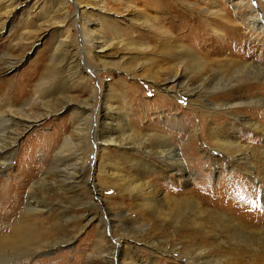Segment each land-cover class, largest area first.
<instances>
[{"label":"rangeland","instance_id":"1","mask_svg":"<svg viewBox=\"0 0 264 264\" xmlns=\"http://www.w3.org/2000/svg\"><path fill=\"white\" fill-rule=\"evenodd\" d=\"M252 9L264 17V0H0V102L14 105L12 120L0 119V146L8 152L0 169V231L18 215L33 183L50 200L61 197L69 216L85 209L69 242L34 253L8 249L0 253V264H117L112 257L118 250V261L129 254L140 264H194L192 257L202 255L205 264H264L258 237L236 246L218 219L193 223L186 213L139 210L116 181L120 173H141L161 191L194 197L224 215H244L262 228L264 136L250 123L264 125V104L226 112L205 100L216 102L222 95L214 91L223 87L235 89L221 99L264 94L263 80L231 66L234 59L264 66V31L246 25ZM83 23L92 41L80 36ZM186 50L192 56H183ZM77 71L82 74L68 90L67 77ZM177 72L179 82L172 78ZM101 93L116 107L99 118L97 156L103 165L96 166L93 127ZM80 101L89 103L88 112L74 113ZM215 129L220 139L251 147L253 154L247 149L244 158L233 159L220 151ZM162 136L185 162L187 176L170 168L167 155L140 148ZM60 150L77 155L70 187L58 174L64 165L53 169ZM39 215L35 224L43 228V244L55 235L48 223L55 220L54 213ZM106 219L114 224L117 245L112 257L100 258L99 243L110 246L99 238H110ZM123 227L128 231L121 237Z\"/></svg>","mask_w":264,"mask_h":264},{"label":"bare ground","instance_id":"2","mask_svg":"<svg viewBox=\"0 0 264 264\" xmlns=\"http://www.w3.org/2000/svg\"><path fill=\"white\" fill-rule=\"evenodd\" d=\"M259 14L262 15V13L258 9L257 10L252 9L250 13V16L252 19L250 21H247L246 25L247 27H252V28L254 27V28L261 29L264 31V19H263L264 17H260ZM98 27H103V24H101L100 22V25H98ZM80 29H81L80 36L84 40L91 39L92 41L93 37H89L87 36L88 34L85 35L84 33V29H85L84 23L82 24ZM169 35H170L169 36L170 38L172 35L171 34ZM56 49H59V48L56 47ZM68 49H69V46L66 45L65 51L67 52ZM186 51L182 53L183 56L184 55L192 56V52L190 50H186ZM63 55H61L62 59H63ZM10 66L11 65L8 66L9 69L11 68ZM231 66L234 67V69L239 70L241 72L247 71L253 74L255 77V80L257 79H260L261 81L263 80V82H261L259 85L264 84V66L260 65L259 63L254 62V61H241V60L234 59L231 61ZM65 67H66V71H68L72 68V65L70 62L66 61ZM81 74H82L81 71H77V72H74L73 75L67 77L68 78L67 81L70 82L69 87L67 86L68 90L72 88L71 84L74 83L73 81L75 79L74 76H80ZM172 78H173V81L179 82V80H181L182 78V75L177 72L172 76ZM234 89H235L234 87L218 88L214 92L222 96H218L216 102L215 101L212 102L207 98L205 100H207L211 104H216L217 106H220V108L221 107L226 108L227 109V110L225 109L226 112H230L231 108H234L236 106L247 107V106H255L259 104H264V94H259V93H255L253 95L244 93L241 95L227 97L226 99L219 98V97H223L227 95L229 91H232ZM67 92L68 91L66 90L64 94L69 95V93ZM192 93L193 94L196 93L197 96H200L199 91L198 92L195 91ZM51 95L52 93L47 94V96H51ZM107 98H108L107 93H103V94L101 93L98 96V98H96V101L99 102L98 103L99 105L96 109L97 111H95L94 127H93V141L96 143L95 149H94V156L96 157V162H95L96 166L103 165V162L100 161V159L97 156L98 155L97 151L100 148V145L98 144L97 141L98 139L100 140L101 138H103L101 135H99L97 131V125L99 124V118L102 117V114L104 112L103 110H108L109 108L116 107V105H113L114 103L112 102L108 103V101H106ZM122 101H126V99L125 100L122 99ZM72 107L74 108L73 110L74 113L79 112L80 114H84L90 110L89 107L91 106L89 105L87 101H80L79 103L73 104ZM13 111H14V105L12 104V101L10 99L6 100L5 102H3V100L0 102V119L1 120H3L4 122L12 120V118L8 115V113L10 112L13 113ZM106 115H109L108 111L106 112ZM126 116L127 115L124 114L121 116V118L126 120L127 118ZM250 126L252 130H254V132H259L261 136H264V125L263 124L251 121ZM128 128L129 127L127 126V129L124 128L121 132H126ZM75 130L80 131L81 129H75ZM215 131L216 129L213 131V135H214L216 144L219 146V150L222 152L228 153V155H230L231 158L233 159L244 158L246 156L245 152H247V149L250 152L248 153V155L251 156L253 154V150L251 149V147L250 148L244 147V146L241 147L239 143L237 144L235 140L233 139H228V140L220 139V137L216 135L217 133H214ZM78 134L79 132L76 131L75 136L79 137ZM12 135L13 134H11V136ZM4 148L6 147L0 146V169L5 167L3 166L6 163L4 161L5 160L4 155L8 154V152L5 151ZM140 148H144V149L149 150L150 152H154L158 156L164 155V157H166L167 155L168 157L167 160H170L169 161L170 168H172V170L174 171H180L184 175V177L187 176L188 174L187 172L189 171H186L185 162L179 159L178 154L175 153L176 151L175 148L172 145L167 144L164 137L161 141H157V140L148 141L147 143L142 145ZM76 156L77 155L74 153L64 154L63 151L60 150L55 154V157L53 159V162H52L53 169L54 167L64 165L63 168L58 170V174L60 173L64 174L66 180L70 181V183L66 185L64 184V187L65 186L70 187V185L72 183H75V180L77 179L78 169L76 167V163L72 162V160H74ZM113 173L114 171H111L110 174H113ZM143 176L145 175L141 173L139 176H136L134 175V173L127 174L125 172V173H120V175L116 179V181L118 182L117 185H119L123 189L129 190L128 196H130L131 202L133 203V205L138 207L137 209L139 210L142 209V210H145L146 212H151V213L152 212L161 213L163 210H166V209H169L170 213L172 211H176L177 214L179 215H184L182 213H186V214H190L191 217L190 218L188 216L187 217L189 218L188 220L193 223L194 222L196 223L197 222L196 220L204 221L205 219H210L212 217V218H215L221 221L223 229H225L226 232L228 231L230 233L231 232L233 233L228 236L233 237V239L235 238L236 246H238L241 242H245V241L250 242L255 237H258V239H260V241L264 243V224L262 228H259L255 226L254 223H249L248 221H246L245 216L241 215L240 213H239L240 214L239 216H236V214L234 213H232L233 215L231 213L224 215L220 211L217 212L218 210L215 211V209L213 208L204 209L203 204H201L198 200H195L194 197H189L186 195L177 196V194L174 195L171 192L161 191L157 189L156 186H154L150 181H146L143 178ZM34 184L35 183H33L32 185L28 187L27 192H26V195H27L26 200L22 201L21 203L22 206L20 205V207L18 208V215L15 218L11 219L12 221L8 223L9 228L6 229L5 231L4 230L0 231V253L5 252L8 249L11 250V253H14L15 250L17 251L19 249L26 250V251L31 250L32 253H34V251L36 250L45 251L46 249L53 248V246H55L56 244L58 245L60 243L69 242L72 239L73 232L79 229L78 228L79 220L83 218L84 216L83 213L85 212L84 207H82L81 213L79 212L80 214L76 218H75V214H72L71 216H69L68 215V213H70L68 210L69 206L67 207L66 205H64L65 202L61 200V197L57 196V198L50 200L49 198H47L48 195H46L44 191L43 193L41 192L42 194L38 193L36 188L34 187ZM64 191L66 190L64 189ZM64 211H66V213ZM122 212H125V211L123 209L122 210L120 209V214H122ZM243 212L245 211H242V214ZM52 213H54V219L52 220H55V221H49L48 223L53 229L56 230L55 235L53 234L54 236L52 237V239H50L51 241L49 240V242H46V243H43L44 242L43 241L42 242L43 244H41L40 233H42L43 228L35 224V222L38 221L37 220L38 218H36V216L41 214V215H44V217L45 216L50 217V214ZM120 221L122 222V224H129V220L122 219ZM105 222H107L106 223L107 228L105 226V229L110 230V235H109L110 238L105 236L106 234L104 236L101 235L99 238H100V241H103V242L106 241L107 243L110 244V246L109 247L106 245L103 246L101 243H99L98 253H99L100 258H101L100 256L101 254H106L105 256L112 257L109 253L112 252L113 254V252H115V244H116L115 242L116 241L112 244V238H114V240L116 238V235H115L116 233L113 232L112 230L114 228V224L109 219H106ZM127 231H128V228L123 227L120 233L121 237L127 235ZM119 255L121 256L118 250L116 251V254L113 255L112 257V260L117 262V264H140L139 262L134 261V259L129 254H128V257H126L128 258L127 261H123V260L118 261V259L120 258ZM202 256H194L192 257L191 260L194 262V264H205L206 262ZM202 259L204 260V263ZM103 261H107V258H105Z\"/></svg>","mask_w":264,"mask_h":264}]
</instances>
